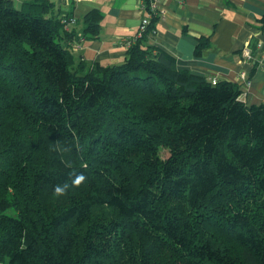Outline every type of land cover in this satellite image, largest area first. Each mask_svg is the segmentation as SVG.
<instances>
[{
  "label": "trees",
  "instance_id": "obj_1",
  "mask_svg": "<svg viewBox=\"0 0 264 264\" xmlns=\"http://www.w3.org/2000/svg\"><path fill=\"white\" fill-rule=\"evenodd\" d=\"M52 8L0 0V264H264V102L151 29L86 69Z\"/></svg>",
  "mask_w": 264,
  "mask_h": 264
},
{
  "label": "crops",
  "instance_id": "obj_2",
  "mask_svg": "<svg viewBox=\"0 0 264 264\" xmlns=\"http://www.w3.org/2000/svg\"><path fill=\"white\" fill-rule=\"evenodd\" d=\"M24 1L14 0L18 6ZM49 2L54 17L75 19L66 26L73 40L62 42L67 41L86 69L122 63L127 49L121 42L150 17L152 32L146 43L170 54L178 69L235 83L248 104L264 102V0H164L163 13L155 17L141 9L138 0ZM92 10L102 15L96 37L86 31L84 19ZM246 47L251 58L243 56ZM242 71L249 85L240 78Z\"/></svg>",
  "mask_w": 264,
  "mask_h": 264
},
{
  "label": "built area",
  "instance_id": "obj_3",
  "mask_svg": "<svg viewBox=\"0 0 264 264\" xmlns=\"http://www.w3.org/2000/svg\"><path fill=\"white\" fill-rule=\"evenodd\" d=\"M164 0H138L139 6L143 10H147L150 12L152 17L159 16L163 13V4ZM63 22L68 24H73L75 23V19L73 17H65L63 19ZM151 25V18H143L141 21V24L138 27V30L135 35H133L130 38L124 39L121 44L126 48H130L132 45L136 43V41L140 38H142L148 31H149V26ZM243 56L245 58H251V51L249 48H244L243 49ZM240 78L243 79V82L245 85H249L250 81L247 79V75L245 71H242L240 73ZM211 82L213 84H216L219 80L216 77L210 78Z\"/></svg>",
  "mask_w": 264,
  "mask_h": 264
},
{
  "label": "rangeland",
  "instance_id": "obj_4",
  "mask_svg": "<svg viewBox=\"0 0 264 264\" xmlns=\"http://www.w3.org/2000/svg\"><path fill=\"white\" fill-rule=\"evenodd\" d=\"M161 155H162L163 157H168V156H169V152H168V150L165 149V148H162V149H161Z\"/></svg>",
  "mask_w": 264,
  "mask_h": 264
},
{
  "label": "clouds",
  "instance_id": "obj_5",
  "mask_svg": "<svg viewBox=\"0 0 264 264\" xmlns=\"http://www.w3.org/2000/svg\"><path fill=\"white\" fill-rule=\"evenodd\" d=\"M81 179H83V177H81ZM56 191H57V192H61V191H62V189H60V188H57V189H56Z\"/></svg>",
  "mask_w": 264,
  "mask_h": 264
}]
</instances>
